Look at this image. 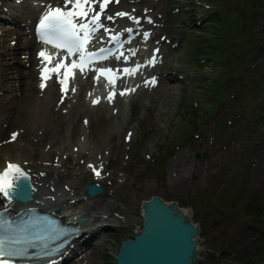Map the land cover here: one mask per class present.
<instances>
[{"label": "rangeland", "instance_id": "obj_1", "mask_svg": "<svg viewBox=\"0 0 264 264\" xmlns=\"http://www.w3.org/2000/svg\"><path fill=\"white\" fill-rule=\"evenodd\" d=\"M2 7L0 22L16 28L8 5ZM159 9L158 39L168 43L165 51L177 66L176 75L185 76L172 81V95L159 111L163 116L157 122V105L151 110L148 106L145 112L146 97L142 104L134 96L124 100L125 87L117 80L107 81L113 90L101 101L118 99L128 122L114 135L115 149L99 169L90 166L87 157L73 168L96 170L94 182L101 183L105 191L112 180L98 177L110 173L124 179L111 196H100L105 202H115L108 213L124 222L103 242L84 246L87 250L80 264H115L121 240L132 236L133 225L139 222L140 199L152 193L192 207V217L202 229L197 264H237L239 258L253 264L263 258L259 248L264 247V229L249 222L255 210L263 214L254 212L264 222V0H160ZM145 47L148 44L142 46L144 51ZM258 50L262 55H254ZM198 56L206 58L210 66L202 69L197 65L206 63ZM17 57L15 63L25 69L19 60L26 57L21 53ZM135 57L146 59V54ZM59 65L65 73L67 62L60 59ZM80 124L86 126L87 121ZM178 161L192 167L183 173L184 182H176L174 177L171 181L172 166ZM93 199L77 196L78 202L86 200L88 205ZM249 201L257 207H251V214L244 211ZM222 250L232 254L219 255Z\"/></svg>", "mask_w": 264, "mask_h": 264}, {"label": "bare ground", "instance_id": "obj_2", "mask_svg": "<svg viewBox=\"0 0 264 264\" xmlns=\"http://www.w3.org/2000/svg\"><path fill=\"white\" fill-rule=\"evenodd\" d=\"M1 4L0 10L3 4L8 5L7 11L17 27L0 22V171L8 162H18L32 175L37 187L34 200L39 199L41 203L54 207L61 205L59 216L68 222L75 223L82 217L86 218L87 223L79 226V234L66 246L63 255L53 262L60 264L67 258L68 261L61 264H80L87 250L84 246L103 242L107 234L124 222L115 214L108 213L115 202H105L106 198H100L106 194L107 198L111 196L124 179L115 174L104 175L105 180H112V186L108 191L104 189L101 195L92 197L96 198L92 200L91 209L86 200L78 202L77 196L86 194L85 185L94 180L93 171L91 167L83 166L77 170L73 166L87 157L91 161L90 166L99 169L102 161L108 159L110 151L115 149L114 135L124 128L128 120L122 116V105L118 99L96 103L91 102L92 98L101 95H90L87 99L85 90L90 88L88 75L84 79L77 78L74 86L65 84L41 55L40 44L33 33L39 10L62 8L74 11L80 1L23 0L16 3L5 0ZM159 8L160 0H88L82 14H85L89 26L81 29L80 33L85 34L87 41L97 30L107 39L115 36L113 43L119 44L116 54L123 58L124 54L134 56L140 54L139 44L144 28H149L150 39L159 36ZM97 13L100 14L99 19L95 17ZM147 15L151 17L149 21L145 19ZM75 18L79 16L75 15ZM157 43L159 51L155 52ZM167 44L160 40L151 42L145 64L152 55L156 61L151 64V72L143 70L133 93L140 104L142 98H147L145 112L148 106L151 110V106L157 105L158 112L166 107L169 94L172 95V81L180 79L176 75L177 66L171 64L169 55L162 58ZM90 47L86 43L80 48L86 50ZM20 53L26 57L19 60L26 66L25 69L15 63ZM115 65V59L108 60L107 68L114 69ZM162 116L159 112L155 122ZM85 120L87 124L82 126L80 123ZM172 167L175 173L172 172L171 181L174 177L176 182H184L183 173L192 169L189 163L182 161ZM138 225L139 222L133 225V231Z\"/></svg>", "mask_w": 264, "mask_h": 264}, {"label": "water", "instance_id": "obj_3", "mask_svg": "<svg viewBox=\"0 0 264 264\" xmlns=\"http://www.w3.org/2000/svg\"><path fill=\"white\" fill-rule=\"evenodd\" d=\"M15 175L17 189L14 192L6 190V197L30 200L34 188L29 177ZM102 190L96 183H89L86 188L90 196L100 194ZM139 217L141 224L133 237L120 243L116 264H195L198 261L202 250L198 246L200 227L192 221L191 207H179L175 200L165 201L160 195L151 194L140 201ZM223 254L231 253L220 252Z\"/></svg>", "mask_w": 264, "mask_h": 264}, {"label": "trees", "instance_id": "obj_4", "mask_svg": "<svg viewBox=\"0 0 264 264\" xmlns=\"http://www.w3.org/2000/svg\"><path fill=\"white\" fill-rule=\"evenodd\" d=\"M248 1H249V0H248ZM241 15H242V14H241ZM244 16H245V15H244ZM252 16H253V14H250V17H251V18H252ZM251 18H250V21L252 22V19H251ZM251 24H252V23H251ZM251 24H250V25H251ZM249 38H250V37H249ZM245 40H246V39L244 38V39H243V42H245ZM259 50H260V49H259ZM259 50H258V52L254 51V55H256V54H257V56H258V55H262V52H259ZM254 57H255V56H254ZM261 58H263V57H261ZM259 65H260V63H259ZM254 70L258 72V71H260V68H254ZM254 205H255V202H254V201H252V202L249 201L248 204L246 205V207H244V211H245V212L248 211V213L252 212L253 209L255 210V209L257 208V207H254ZM250 206H251V207L253 206L254 208L252 209ZM258 207H260V206H258ZM261 207H262V206H261ZM261 207H260V208H261ZM260 210H261V209H260ZM254 212H255L256 214H258L259 216H263V214H261V212H259L258 210H257V211L255 210ZM254 212H252L253 215L250 213V214H251V218H250V220H251V221L253 220V223H259V224H262V223H263V225H264V222L261 221V220H260V219L254 214ZM261 218H262V217H261ZM259 221H260V222H259ZM261 247H262V245H261L260 248H259V249H260L259 254L261 253V255L263 256V258H262L261 260L255 261V262L253 261V264H254V263L259 264L260 262L264 261V247H263V248H261ZM262 256H261V257H262ZM239 259H240V260H237L238 262H240L241 264H244V263L246 264L247 261H246V262H243V261H241V260H242L241 258H239Z\"/></svg>", "mask_w": 264, "mask_h": 264}]
</instances>
